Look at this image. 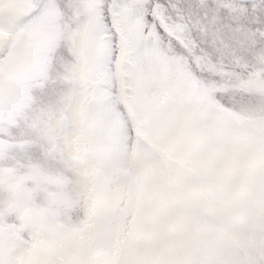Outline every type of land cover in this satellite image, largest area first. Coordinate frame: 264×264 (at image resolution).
<instances>
[{"label":"snow or ice","instance_id":"snow-or-ice-1","mask_svg":"<svg viewBox=\"0 0 264 264\" xmlns=\"http://www.w3.org/2000/svg\"><path fill=\"white\" fill-rule=\"evenodd\" d=\"M0 264H264V0H0Z\"/></svg>","mask_w":264,"mask_h":264}]
</instances>
